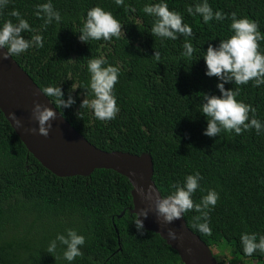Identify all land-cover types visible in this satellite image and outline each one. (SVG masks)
Here are the masks:
<instances>
[{
	"label": "trees",
	"instance_id": "1",
	"mask_svg": "<svg viewBox=\"0 0 264 264\" xmlns=\"http://www.w3.org/2000/svg\"><path fill=\"white\" fill-rule=\"evenodd\" d=\"M48 2L9 0L0 11V28L9 19L16 23L9 13L19 10L34 30L24 32L25 38L43 37L42 48L14 55L15 61L40 89L60 86L65 100L76 86L71 91L76 101L72 107L60 109L51 102L91 144L106 151L149 152L152 179L162 196L174 191L172 184H183L185 177L199 171L203 179L194 202L213 189L219 200L210 211L211 235L192 226L193 217L199 215L194 210L183 214L188 227L213 254L215 247L228 248L229 264L240 259L264 264V253L257 250L247 256L240 242L245 232L256 233L257 242L264 235V127L260 134L252 128L239 135L222 131L209 137L204 135L208 120L201 112L202 93L221 95L217 87L221 81L206 75L203 57L208 46L218 47L234 34L232 12L237 18L258 21L264 35V0H208L213 12L228 16L207 23L199 14L187 12L203 0H163L196 34L187 38L195 49L191 58L183 55L185 37L171 40L151 34L155 18L143 8L160 0H124L135 12H125L115 0H50L61 20L45 29L35 13L37 5ZM96 6L120 21L119 39L79 40L87 12ZM259 44L264 54V40ZM156 51L160 61L153 57ZM100 57L120 69L114 88L120 111L110 121L96 119L90 108L80 109L86 98L84 86L90 83L88 60ZM254 83L231 82L225 88L239 89L237 99L256 108V119L264 126V85ZM131 187L126 176L112 169L96 168L86 176L52 173L28 151L0 109V264H184L159 234L147 229L138 233L130 212ZM69 228L85 236L83 255L71 262L64 259L65 246L59 241L55 253L46 251Z\"/></svg>",
	"mask_w": 264,
	"mask_h": 264
},
{
	"label": "clouds",
	"instance_id": "2",
	"mask_svg": "<svg viewBox=\"0 0 264 264\" xmlns=\"http://www.w3.org/2000/svg\"><path fill=\"white\" fill-rule=\"evenodd\" d=\"M9 0H0V11L7 7ZM118 6H124L125 12H135L136 9L131 6H125L124 0H115ZM36 16L44 20V28L46 29L53 20L59 22L61 15L56 11L52 3H43L36 6ZM143 12L155 18L151 27V34L155 37L166 38L171 40L178 39L179 36L185 37L183 45L185 57L191 58L195 49L193 44L187 39L195 38L196 34L188 24L184 23L183 16L174 10H170L167 3L160 0L158 3L146 4ZM189 14H199L203 17L205 23L213 18L222 21L227 18L228 14L223 11L213 12L208 0L198 3L193 9L192 6L187 8ZM11 17L16 18V23L11 19L4 22L0 28V49H7L2 54L3 59L9 56L20 55L32 47L42 48L43 37L41 35H33L31 39H26L24 32L34 31L29 22L21 16L19 10H13L9 13ZM231 31L234 33L229 38L221 40L218 47L209 45L204 55L207 66L206 75L209 77H217L221 82L217 87L221 95H208L202 93L203 103L201 112L207 117L208 124L204 135L216 137L222 131L229 133L235 132L237 135L242 134L244 130L256 129L257 134L262 131L261 122L256 119V108L243 101H239V89H226L225 84L234 82L235 85H246L250 81H254V87L264 85V54L260 52L259 42L264 40V35L259 31L258 21L243 17L237 18V13H231ZM123 26L112 12L106 11L100 6H96L88 10L83 27L80 29L79 40L86 42L91 40H111L113 37L120 38ZM156 61L161 60V54L156 51L154 56ZM103 58H90L88 60V71L90 73V83L84 86L86 98L82 100L80 109L90 108L93 110L94 116L100 121L114 120L120 109L117 106V99L114 88L118 83L120 69L119 67L107 64ZM76 86L73 84L72 90L75 91ZM42 93L49 98H55L51 101L57 108H70L75 104V99L69 93L68 98L64 99V92L60 86H46L41 89ZM92 98L89 99L88 97ZM251 113V119L249 116ZM62 114V113H61ZM33 118L38 122V134L48 137L52 128L51 121L55 120L57 113L53 108L48 107L40 102H35L32 108ZM78 118L81 116V110L77 112ZM12 120L15 121L17 127H22V121L12 114ZM250 121V122H249ZM33 133L37 132L36 128H32ZM203 179L199 171L193 175L185 177L183 184L177 182L171 187L174 191L167 196H155L152 187L149 186L147 193L144 188L138 191L142 197L155 201V212L161 225H170L174 221L182 218L183 214L194 210L199 215L193 217L195 223L192 225L200 233L211 235L210 227V211L219 200V193L214 189L209 190L199 203L194 202L193 194L200 187V181ZM148 209H141L140 212L134 214L135 224L139 234L143 235L145 228L141 217L147 218ZM168 237L172 241L182 240L183 237L178 235L172 229H167ZM57 241L65 246L63 257L71 262L76 257L82 256L81 246L85 244V236L78 234L77 230L69 228L65 234H58L52 240L48 247L49 254L55 253L57 250ZM240 242L243 252L247 256H252L257 250L264 253V235L259 237L257 242L256 233H242Z\"/></svg>",
	"mask_w": 264,
	"mask_h": 264
},
{
	"label": "water",
	"instance_id": "3",
	"mask_svg": "<svg viewBox=\"0 0 264 264\" xmlns=\"http://www.w3.org/2000/svg\"><path fill=\"white\" fill-rule=\"evenodd\" d=\"M6 52V48L0 49V109L28 151L58 176H86L96 168L112 169L126 176L132 186L130 212L135 214L141 209L149 210L146 219L141 217L145 229L159 234L178 252L184 264H218L208 244L188 227L183 216L170 225L162 226L156 216L154 199L148 200L140 195L139 188H144L147 193L151 186L154 197H162L152 179L153 161L150 153L106 151L91 144L67 121L12 56L3 59L2 54ZM35 102L51 107L57 113L56 119L51 121L48 137L38 134L39 125L32 115ZM13 113L22 121V127L15 125ZM32 128H36L37 132L33 133ZM168 228L174 229L183 239L170 240Z\"/></svg>",
	"mask_w": 264,
	"mask_h": 264
},
{
	"label": "rangeland",
	"instance_id": "4",
	"mask_svg": "<svg viewBox=\"0 0 264 264\" xmlns=\"http://www.w3.org/2000/svg\"><path fill=\"white\" fill-rule=\"evenodd\" d=\"M213 251H214V256L218 264H229L228 259L230 258V253L228 251V248L226 247L216 248L215 247ZM222 260H224V262H221ZM236 264H254V260L240 259L239 261L236 262Z\"/></svg>",
	"mask_w": 264,
	"mask_h": 264
}]
</instances>
